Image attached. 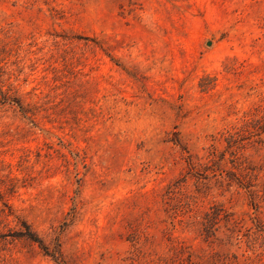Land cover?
Listing matches in <instances>:
<instances>
[{
	"label": "rangeland",
	"instance_id": "obj_1",
	"mask_svg": "<svg viewBox=\"0 0 264 264\" xmlns=\"http://www.w3.org/2000/svg\"><path fill=\"white\" fill-rule=\"evenodd\" d=\"M0 264H264V0H0Z\"/></svg>",
	"mask_w": 264,
	"mask_h": 264
}]
</instances>
